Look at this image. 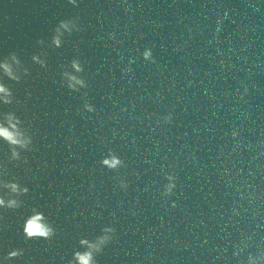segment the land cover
<instances>
[{
    "label": "water",
    "instance_id": "water-1",
    "mask_svg": "<svg viewBox=\"0 0 264 264\" xmlns=\"http://www.w3.org/2000/svg\"><path fill=\"white\" fill-rule=\"evenodd\" d=\"M75 17L81 30L53 46ZM12 52L30 74L4 78L22 103L0 113L34 142L24 163L0 141V195L5 180L30 190L0 208V264H69L106 226L98 264H264V0H0V61ZM72 59L80 92L62 78ZM110 151L118 171L102 166ZM34 207L51 240L25 238Z\"/></svg>",
    "mask_w": 264,
    "mask_h": 264
},
{
    "label": "clouds",
    "instance_id": "clouds-1",
    "mask_svg": "<svg viewBox=\"0 0 264 264\" xmlns=\"http://www.w3.org/2000/svg\"><path fill=\"white\" fill-rule=\"evenodd\" d=\"M69 3L76 5L77 0H69ZM79 20V17L61 20L54 29V35L51 41L52 45L60 48L63 45V39L66 35L80 31ZM38 43L43 46L45 40L41 38ZM42 57H46V53L33 55L32 60L41 66H46L47 61ZM143 58L154 62L151 49L143 52ZM69 65L70 69L75 70V74L67 68H63L62 71V78L66 81L68 89L74 92L87 89L89 87L88 82L81 75L84 72L82 61L72 59ZM29 74L30 69L23 64L16 52H12L8 57L0 61V102L6 105L22 103V101L16 100L13 89L5 84L4 78L6 77L19 83ZM84 94L87 95V92ZM85 108L90 112L95 111L94 107L90 104H86ZM171 119L172 117L169 115L165 118V121L170 122ZM0 141L5 142L9 146L10 161L19 162L23 159L24 163H27V159L22 156V153L32 151L33 136L30 130L24 126V121L16 112L0 113ZM102 166L109 170L118 171L121 167L125 166V162L114 151H110L108 156L102 159ZM3 167L6 168L4 165ZM169 179L172 180L174 178L169 177ZM121 186L126 187L123 183ZM174 187H176L174 183L166 185V195H171ZM5 188L10 190L12 195L7 198L5 195H0V208L18 210L23 207L24 201L21 197L29 193V188L22 186L19 181L7 180H5ZM22 231L27 240H51L57 234V230L50 219L44 212L35 207L31 209V213L25 218ZM115 233L116 229L114 227L106 226L103 228L102 234L95 239L89 240L82 238L79 244L83 250L75 251L69 264H98L97 256L102 254L105 247L113 241ZM22 255H24L23 249H15L8 253L7 258L11 260Z\"/></svg>",
    "mask_w": 264,
    "mask_h": 264
}]
</instances>
